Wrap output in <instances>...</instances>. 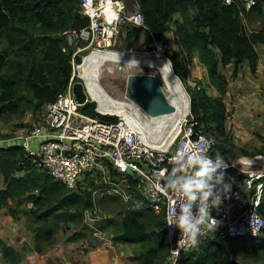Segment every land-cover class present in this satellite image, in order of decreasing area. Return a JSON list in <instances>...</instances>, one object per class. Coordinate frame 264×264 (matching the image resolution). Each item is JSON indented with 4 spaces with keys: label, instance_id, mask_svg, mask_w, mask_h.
Wrapping results in <instances>:
<instances>
[{
    "label": "trees",
    "instance_id": "16d2710c",
    "mask_svg": "<svg viewBox=\"0 0 264 264\" xmlns=\"http://www.w3.org/2000/svg\"><path fill=\"white\" fill-rule=\"evenodd\" d=\"M138 3L145 25L166 44V55L174 72L185 80L191 115L200 122L199 128L216 133L218 142L213 150L229 159L235 158L238 147L228 129L230 113L225 103L229 80L222 67L234 64V77L245 62L256 70L260 57L257 46H264V0H255L250 10L242 3L227 4L224 0H138ZM80 5L81 0H0V121L23 116L28 111L44 112L47 103L68 89L73 61H81L70 34L89 22ZM253 14L262 18L261 27L248 30L245 18ZM172 30L176 33L177 51L170 46ZM85 43L79 41L81 46ZM195 53L207 69L208 86H213L217 95L211 94L201 80L189 81L185 66L192 62ZM81 80L73 77L75 82ZM95 107L96 102L88 100L81 110L91 116L116 118L101 115ZM11 136L12 133H0V139ZM0 176V205L8 207L13 218L18 217L25 205L21 212L29 217L39 246L54 244L58 233L71 228L74 233L68 237L70 241L92 234L93 229L85 223L84 210L100 206L108 215L96 227L111 232L115 242L137 244L133 264H168L163 213L148 207L135 208L119 195L94 198L93 190L102 185L95 180L89 183L91 189L83 185L70 189L39 166L21 145L0 144ZM0 243L4 255L17 264L20 254L1 240ZM228 243L233 245L232 249ZM232 251H237L238 256H231ZM179 264H264V240L257 246L238 239L230 242L217 234L184 253Z\"/></svg>",
    "mask_w": 264,
    "mask_h": 264
},
{
    "label": "built area",
    "instance_id": "2783aa9c",
    "mask_svg": "<svg viewBox=\"0 0 264 264\" xmlns=\"http://www.w3.org/2000/svg\"><path fill=\"white\" fill-rule=\"evenodd\" d=\"M224 1L227 4L242 3L246 10L255 4V0ZM80 6L82 15L89 22L80 31L70 34L72 40L86 41L88 47L94 49L110 48L121 33L123 35L124 26L145 27L150 44L142 52L148 58L169 59L166 44L145 25L144 13L136 0H81ZM75 63L73 61V77L83 78L76 74L80 64L77 69ZM73 77L68 89L45 106L44 121L29 129H18L13 136L0 139V144L21 145L39 166L70 189L79 185L91 189L89 183L95 180L102 185L93 190L94 198L100 192L116 194L135 208L148 207L156 213H163L165 238L169 245L168 264H179L184 253L217 234L227 237L230 242L240 237H261L264 240V227L253 234L249 223L254 208L263 213L264 152L243 153L233 159L224 156L228 165L224 169L225 180L231 183V191L211 212L217 221L215 229L205 226L195 246L181 242L179 229L168 225L167 221L173 218L172 210L183 197L178 192L162 190L164 177L172 166V157L184 153L190 146L203 145L211 153L218 142L216 133L199 128L200 122L191 115L189 94V111L172 142L161 141L158 136L159 132L165 134L168 130L162 119H154L128 98L136 107L116 112L102 110L98 103L96 110L101 115L114 116L115 119L88 115L81 110L83 104L77 100L74 92L77 81H73ZM85 83L88 99L93 98ZM208 141L210 145L206 143ZM107 215L97 207L84 210L85 223L93 228ZM101 232L96 229L94 234Z\"/></svg>",
    "mask_w": 264,
    "mask_h": 264
},
{
    "label": "crops",
    "instance_id": "0c3cea01",
    "mask_svg": "<svg viewBox=\"0 0 264 264\" xmlns=\"http://www.w3.org/2000/svg\"><path fill=\"white\" fill-rule=\"evenodd\" d=\"M136 1L140 7L138 0ZM141 28L146 31L145 27ZM170 46L173 51L178 50L174 30L170 32ZM257 49L260 57L255 71L251 69L249 62H245L240 67L238 75L234 77V64L222 67L229 80L225 103L230 113L228 129L238 147L237 156L239 152L251 154L260 152L264 148V46L258 45ZM185 70L191 83L193 79H197L208 86L207 69L199 61L196 53L192 62L186 64ZM183 82L185 84V80ZM208 91L211 94H218L213 86H208ZM21 210L23 209L20 208L18 217L13 218L8 207L0 205V240L20 254V261L17 264L134 263L132 257L138 252L137 244L115 242L111 232L97 227H91L92 234L89 233L88 236L77 241L68 240V237L73 236L74 233L71 228L66 232L58 233L54 244L41 247L35 242V233L30 228L29 218ZM96 229L102 232L95 235ZM0 264H14L4 255L1 243Z\"/></svg>",
    "mask_w": 264,
    "mask_h": 264
},
{
    "label": "clouds",
    "instance_id": "9594fccd",
    "mask_svg": "<svg viewBox=\"0 0 264 264\" xmlns=\"http://www.w3.org/2000/svg\"><path fill=\"white\" fill-rule=\"evenodd\" d=\"M172 161L162 190L178 192L183 199L173 208V218L167 224L179 229L181 242L195 246L205 226L215 229L217 221L211 212L231 191V183L225 180L224 169L228 165L219 150L210 153L203 145L190 146L184 153L174 155ZM249 223L253 234H257L264 227V213L254 208Z\"/></svg>",
    "mask_w": 264,
    "mask_h": 264
},
{
    "label": "bare ground",
    "instance_id": "6f19581e",
    "mask_svg": "<svg viewBox=\"0 0 264 264\" xmlns=\"http://www.w3.org/2000/svg\"><path fill=\"white\" fill-rule=\"evenodd\" d=\"M114 68L121 73L114 75L115 71L112 70ZM79 69L80 74L86 79L93 100L98 101L99 108L116 112L123 108L136 106L126 99L125 91L122 88L114 85L116 83H114V79L123 78L131 72H140L141 70L158 74L168 99L176 106V111L153 118L162 119L165 127L168 128L165 134L159 132L158 136L162 138L161 141L172 142L175 139L179 125L189 111V97L183 82L177 77L167 58H148L141 51L98 48L84 58ZM107 70L108 73H111V75L109 74L110 80L104 79L103 76Z\"/></svg>",
    "mask_w": 264,
    "mask_h": 264
},
{
    "label": "rangeland",
    "instance_id": "374dc122",
    "mask_svg": "<svg viewBox=\"0 0 264 264\" xmlns=\"http://www.w3.org/2000/svg\"><path fill=\"white\" fill-rule=\"evenodd\" d=\"M247 18H248V22H247ZM261 20H262L261 17H259L256 14L255 15L253 14L252 16H248L245 18V26L248 30H253V29L257 30L261 27ZM122 30H123V35L115 42V44H113V46H111L108 49L123 50V51L134 50V51H141L142 52L148 48V45L150 44V37H149V34L145 30H143L141 27H135L132 25H127V26H124ZM73 42L77 47L82 48L81 50H78V48L76 49V54L81 55V61L75 63L76 67H77V64L83 63L84 58L87 55H89V53H91L95 49L92 47H88L87 43H85L84 46H81V44H79V41H73ZM100 49H106V48H100ZM163 58L166 59V57H163ZM168 61H169L170 65H172L169 59H168ZM116 68L112 69L115 71V73L113 72V74L119 75L121 73V71H118ZM77 69H78V67H77ZM141 71L152 72V71H147V70H141ZM78 73L80 74L79 70H77L76 74H78ZM109 74L111 75V73H108V70H107L106 73L103 75L104 79L110 80L111 77L109 76ZM81 77H83V76L81 75ZM177 77L179 78L178 75H177ZM81 79H82L81 81L86 82L85 77H83ZM114 83H115L114 85H118V87L122 88V90H123L124 84L126 83V81L123 82V78H118V79H114ZM183 85L187 91V88H186V85L184 84V82H183ZM187 93H189V92L187 91ZM188 97H189V95H188ZM89 101H95V100H93V98H91V96H90ZM95 102H96L95 108L97 109L98 108V102L97 101H95ZM44 117H45V110H44V112H36V113L28 111L23 116H20V117L14 116L10 120L0 121V133H12L14 135V133L20 128L29 129V128L33 127L35 124H38V123L44 121ZM19 123H24L25 125L19 126ZM262 152H264V148L262 149ZM241 154H243V153L239 152V155H241ZM1 182H2V177L0 176V186H2ZM105 195L106 194H104L103 192H100V193H98L97 196H105ZM108 195L118 196L116 194H108ZM23 207H25V205L21 206V208L24 210ZM26 207H27V205H26ZM97 208H100V206H97ZM127 209H128V207L126 208V210ZM129 209H131V208H129ZM122 210L124 211L125 209L123 208ZM111 214L113 216H115L117 213H111ZM246 239H247L246 237H240V238H238V241L239 242H248L250 244L257 245V246L261 245V243H262L261 237H259V238L253 237V238H250L249 240H246ZM228 247H229V249H232L233 245L231 243H228ZM231 256L237 257L238 256L237 251H232Z\"/></svg>",
    "mask_w": 264,
    "mask_h": 264
},
{
    "label": "water",
    "instance_id": "95a60500",
    "mask_svg": "<svg viewBox=\"0 0 264 264\" xmlns=\"http://www.w3.org/2000/svg\"><path fill=\"white\" fill-rule=\"evenodd\" d=\"M180 80L182 81L181 78ZM124 81L126 83L123 90L126 97L147 114L159 116L176 111V106L168 99L163 82L155 72H131L123 77ZM74 92L81 104L88 102V89L85 81H77L74 84Z\"/></svg>",
    "mask_w": 264,
    "mask_h": 264
}]
</instances>
